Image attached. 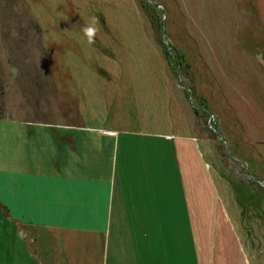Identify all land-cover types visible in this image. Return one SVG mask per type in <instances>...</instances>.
<instances>
[{
	"label": "rangeland",
	"instance_id": "rangeland-1",
	"mask_svg": "<svg viewBox=\"0 0 264 264\" xmlns=\"http://www.w3.org/2000/svg\"><path fill=\"white\" fill-rule=\"evenodd\" d=\"M93 17L99 31L89 44L82 28ZM258 52L264 0H0V142L13 120H63L62 75L95 82L93 72L108 77L103 60H113L144 89L168 87L170 118L177 107L198 139L199 188L188 168L194 227L180 212L168 232L183 233L187 248L194 231L202 264H264ZM169 161L175 185L179 169ZM19 231L0 208V264H37Z\"/></svg>",
	"mask_w": 264,
	"mask_h": 264
},
{
	"label": "crops",
	"instance_id": "crops-1",
	"mask_svg": "<svg viewBox=\"0 0 264 264\" xmlns=\"http://www.w3.org/2000/svg\"><path fill=\"white\" fill-rule=\"evenodd\" d=\"M103 64L108 77L93 72L95 82L62 75L63 120L10 122L0 208L26 233L37 264H202L197 234L184 248L183 233L167 229L180 212L194 227L188 168L199 188L198 139L177 107L170 118L168 87L144 89L113 60Z\"/></svg>",
	"mask_w": 264,
	"mask_h": 264
},
{
	"label": "clouds",
	"instance_id": "clouds-1",
	"mask_svg": "<svg viewBox=\"0 0 264 264\" xmlns=\"http://www.w3.org/2000/svg\"><path fill=\"white\" fill-rule=\"evenodd\" d=\"M97 24H98V18L93 17L91 21L85 27L82 28V31L84 35L87 37L89 44H92L95 42V37L99 31ZM256 59L258 62L264 63V53L258 52ZM18 234L20 235L21 238H24L26 235L23 229H21Z\"/></svg>",
	"mask_w": 264,
	"mask_h": 264
},
{
	"label": "water",
	"instance_id": "water-1",
	"mask_svg": "<svg viewBox=\"0 0 264 264\" xmlns=\"http://www.w3.org/2000/svg\"><path fill=\"white\" fill-rule=\"evenodd\" d=\"M191 93H192V92H191ZM209 122H210V125L212 126V121L210 120Z\"/></svg>",
	"mask_w": 264,
	"mask_h": 264
},
{
	"label": "trees",
	"instance_id": "trees-1",
	"mask_svg": "<svg viewBox=\"0 0 264 264\" xmlns=\"http://www.w3.org/2000/svg\"><path fill=\"white\" fill-rule=\"evenodd\" d=\"M180 64H181V62H180ZM195 111H196V113H198V110L197 109Z\"/></svg>",
	"mask_w": 264,
	"mask_h": 264
}]
</instances>
